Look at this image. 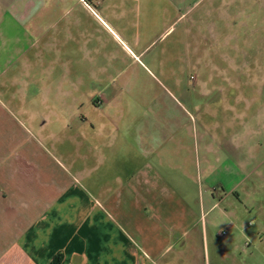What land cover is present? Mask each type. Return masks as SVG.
Segmentation results:
<instances>
[{
	"label": "crops",
	"instance_id": "crops-1",
	"mask_svg": "<svg viewBox=\"0 0 264 264\" xmlns=\"http://www.w3.org/2000/svg\"><path fill=\"white\" fill-rule=\"evenodd\" d=\"M114 2L0 0V264H208L218 203L183 179L171 113L109 74L106 44L143 53L112 27Z\"/></svg>",
	"mask_w": 264,
	"mask_h": 264
},
{
	"label": "rangeland",
	"instance_id": "rangeland-1",
	"mask_svg": "<svg viewBox=\"0 0 264 264\" xmlns=\"http://www.w3.org/2000/svg\"><path fill=\"white\" fill-rule=\"evenodd\" d=\"M150 1L111 4L112 27L143 53L133 65L131 52L106 44L109 74L133 76L129 90L155 96L154 109L171 113L168 143L181 146L183 179L198 183L199 199L215 196L212 217L202 218L212 241L204 261L264 264V0ZM91 157L82 184L94 198Z\"/></svg>",
	"mask_w": 264,
	"mask_h": 264
},
{
	"label": "trees",
	"instance_id": "trees-1",
	"mask_svg": "<svg viewBox=\"0 0 264 264\" xmlns=\"http://www.w3.org/2000/svg\"><path fill=\"white\" fill-rule=\"evenodd\" d=\"M59 261H61V255H56L54 262H59Z\"/></svg>",
	"mask_w": 264,
	"mask_h": 264
}]
</instances>
